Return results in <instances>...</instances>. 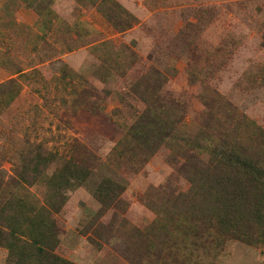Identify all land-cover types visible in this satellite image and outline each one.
<instances>
[{"label":"rangeland","instance_id":"rangeland-1","mask_svg":"<svg viewBox=\"0 0 264 264\" xmlns=\"http://www.w3.org/2000/svg\"><path fill=\"white\" fill-rule=\"evenodd\" d=\"M115 1L136 18L126 29L90 0H0V205L19 199L23 209L46 207L60 239L56 252L75 264H166L174 257H166L168 247L140 238L155 218L144 199L189 183L171 146L132 150L122 139L146 105L131 84L156 67L161 100L177 104L170 109L182 118L178 128L190 133L202 128V116L226 119L218 104L264 127V0ZM205 135L215 133L201 135L210 145ZM30 158L39 169L21 178ZM74 162L89 176L64 189L54 212L49 177ZM106 177L125 187L127 209L92 232L100 207L93 191ZM111 217L112 210L101 220ZM207 263L264 264V246L231 241Z\"/></svg>","mask_w":264,"mask_h":264},{"label":"trees","instance_id":"trees-1","mask_svg":"<svg viewBox=\"0 0 264 264\" xmlns=\"http://www.w3.org/2000/svg\"><path fill=\"white\" fill-rule=\"evenodd\" d=\"M90 2L118 29L128 28L136 19L115 0ZM186 26L190 27V23ZM186 26L181 31L187 30ZM104 46L112 47V43H104ZM110 63L115 68L119 61ZM187 63L194 67L191 61ZM189 73L194 80V73ZM161 84L156 67L141 81L132 82L134 95L146 105L122 139L133 142L132 150L137 146L152 151L162 142L171 146L179 163L178 171L189 187L178 192L163 193L154 189L148 192L150 195L147 193L145 205L154 212L155 218L140 238L150 246L166 245V257L174 255L172 262L166 264H208L207 259L214 262L231 241L264 246V127L218 104V109L228 114L226 119L217 122L202 116V128L196 133L179 129L182 118L170 109L177 104L163 103L159 93ZM207 107H212L211 102ZM221 110H216L215 114L219 115ZM208 132H214L215 137L205 135L203 138L211 143L205 145L201 135ZM182 144L193 149L191 156ZM118 145L121 154L128 152L126 146ZM33 161L30 158L21 165L23 172L18 173L21 178L25 179L32 168L38 171L37 159ZM88 176V169L75 162L55 169L48 180L50 208L59 211L66 200L64 189L78 187ZM124 190L123 185L109 177L98 182L93 196L100 207L89 223L92 232H97L99 226L109 227L126 211ZM22 203L13 199L0 205V246L8 250L5 264H75L56 252L60 239L46 207L23 209ZM110 210V221L103 223L101 218Z\"/></svg>","mask_w":264,"mask_h":264},{"label":"crops","instance_id":"crops-1","mask_svg":"<svg viewBox=\"0 0 264 264\" xmlns=\"http://www.w3.org/2000/svg\"><path fill=\"white\" fill-rule=\"evenodd\" d=\"M7 249L0 247V264H5Z\"/></svg>","mask_w":264,"mask_h":264}]
</instances>
